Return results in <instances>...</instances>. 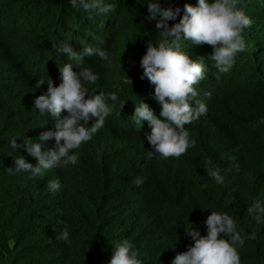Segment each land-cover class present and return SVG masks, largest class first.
I'll list each match as a JSON object with an SVG mask.
<instances>
[{
    "label": "trees",
    "instance_id": "trees-1",
    "mask_svg": "<svg viewBox=\"0 0 264 264\" xmlns=\"http://www.w3.org/2000/svg\"><path fill=\"white\" fill-rule=\"evenodd\" d=\"M104 1L115 10L91 13L73 8L70 0H0V264H108L122 239L132 243L142 264H171L194 243L185 230L192 225L206 234L211 211L230 215L243 237L255 233V239L237 246L241 264H264V222L256 223L246 211L256 200L264 205V0H239L253 21L243 32L247 50L236 54L219 80L205 50L180 41L183 51L191 47L192 55L203 56L205 76L194 87L207 113L185 125L195 146L166 159L150 155L154 149L145 133L151 127L132 116L143 100L165 119L140 66L147 42L160 39L147 9V3L159 0ZM160 3L181 9L172 25L185 3L195 6L198 0ZM98 32L108 41L104 49L111 66L92 56L80 67L98 76L95 84L83 82L86 88L117 95L115 102L107 101L112 112L104 127L74 150L77 164L43 176L10 174L13 157L38 163L24 147L12 149L11 139L39 143L41 132L55 130V118L34 107L35 98L47 91V80L58 86L59 66L65 63L79 71L54 46L82 50L97 44ZM200 47L213 52L210 45ZM39 80L45 83L36 88ZM54 145L53 138L42 150ZM207 160L220 169L222 184L207 175ZM52 180L60 182L55 192L47 187ZM65 226L70 243L58 239Z\"/></svg>",
    "mask_w": 264,
    "mask_h": 264
},
{
    "label": "clouds",
    "instance_id": "clouds-1",
    "mask_svg": "<svg viewBox=\"0 0 264 264\" xmlns=\"http://www.w3.org/2000/svg\"><path fill=\"white\" fill-rule=\"evenodd\" d=\"M70 4L73 8L97 14L115 10L113 3L104 0H70ZM238 4L239 0H198L195 6L185 3L179 22L169 25L170 20H176L179 16L181 9L162 7L160 0L147 3L151 20H156L155 28L160 33V39L155 45L147 42L140 66L143 69L142 78L146 77L154 85L153 98L161 105L160 115L165 119L158 118L143 100L135 104L132 116L140 124L147 121L151 127V131L145 133L148 143L154 149L150 155L157 153L165 159L179 158L195 146L196 142L190 139V132L185 125L199 120L207 113L206 104L196 100L198 91L194 87L204 78L206 66L202 55H192L194 49L191 47L183 51L180 41L188 40L205 50L214 71L217 70L216 79L219 80L221 74L228 73L233 67L236 54L247 50L243 32L253 21ZM95 42L97 44L82 43V50H75L70 44L54 46L57 53L67 56L68 60L78 66L79 71H74L72 63H65L59 66L61 82L58 86L51 79L47 80V91L35 98L34 107L40 113L47 112L55 118V130L41 132L38 135L39 143L23 139L21 145L16 138L11 139L9 143L12 149L24 147L38 163H29L24 155L13 157L14 167L7 168L10 174L25 171L31 172L33 176H43L48 170L75 165L79 157L74 150L79 149L83 142L90 141L104 127L106 117L112 112L107 101L110 99L115 102L117 95L115 92L108 96L103 92L97 94L94 89L86 88L83 82L95 84L98 76L90 68L80 67L85 57L92 56L101 58L107 66H111L110 57L104 49L108 41L103 39L102 32L96 33ZM203 44L212 46L213 52L200 47ZM44 83L45 80H39L35 86L39 88ZM124 105L125 102L121 110ZM53 138L54 147L42 150L44 142ZM205 168L207 175L217 184L224 182L220 169L212 166L211 160L205 162ZM135 183L140 186L142 180L137 178ZM47 187L55 192L60 188V182L49 181ZM246 211L256 223L264 222V205L259 200L247 207ZM204 223L205 235H201L192 225L185 230L194 243L186 251L177 253L171 264H241L237 246L242 247L245 239H255V233L243 237L234 219L227 213L217 211H211ZM58 239L70 243L66 226ZM108 264H142V261L132 243L122 239L114 244Z\"/></svg>",
    "mask_w": 264,
    "mask_h": 264
}]
</instances>
